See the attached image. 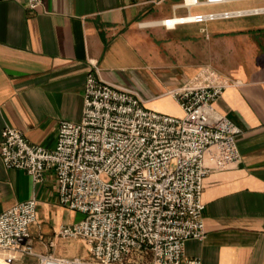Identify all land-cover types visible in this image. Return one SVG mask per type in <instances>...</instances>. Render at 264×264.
<instances>
[{
  "label": "crops",
  "instance_id": "0c3cea01",
  "mask_svg": "<svg viewBox=\"0 0 264 264\" xmlns=\"http://www.w3.org/2000/svg\"><path fill=\"white\" fill-rule=\"evenodd\" d=\"M185 1L43 0L30 10L25 0H0V141L10 127L29 143L54 149L59 122L82 117L90 61L104 83L129 91L148 110L175 117L183 113L169 92L208 65L240 82L215 108L240 129L241 160L217 170L213 150L207 152L206 235L188 240L184 255L202 264H264V0ZM210 14L216 17L162 25L173 17ZM31 198L37 201L30 228L35 254L89 259L74 240L55 237L83 216L59 204L53 172L35 183L0 159V214ZM19 256L9 263L37 262Z\"/></svg>",
  "mask_w": 264,
  "mask_h": 264
},
{
  "label": "built area",
  "instance_id": "2783aa9c",
  "mask_svg": "<svg viewBox=\"0 0 264 264\" xmlns=\"http://www.w3.org/2000/svg\"><path fill=\"white\" fill-rule=\"evenodd\" d=\"M25 2L36 10L43 0ZM185 4L197 5L198 0ZM215 17L191 16L170 25L171 18L162 25L169 29ZM89 66L82 117L77 123L59 122L55 148L31 144L20 131L6 127L0 159L6 169L21 170L35 183L53 172L59 204L83 216L61 226L55 237L83 241L90 257L35 254L30 241L37 220L34 198L0 214V253L34 256L36 264H130L134 253L149 256L145 264H202L185 257L184 245L206 235L202 194L210 173L204 163L207 152L213 150L217 170L241 160V131L215 108L226 89L240 82L202 66L169 92L183 113L175 117L146 109L129 91L101 81L96 62Z\"/></svg>",
  "mask_w": 264,
  "mask_h": 264
},
{
  "label": "rangeland",
  "instance_id": "374dc122",
  "mask_svg": "<svg viewBox=\"0 0 264 264\" xmlns=\"http://www.w3.org/2000/svg\"><path fill=\"white\" fill-rule=\"evenodd\" d=\"M73 242H75V243L79 244V246H81V250L84 251L86 254L85 257H90L89 248L81 240H74ZM0 255H2L4 257L11 256V258H19L20 257L19 254L16 252H3V253H0ZM25 257H31V256H25ZM11 258H9V259H11ZM128 261L130 264H145L149 261V256L144 255V254L134 253L133 255H131V257L129 258ZM0 264H10V263H9V261H2V262H0Z\"/></svg>",
  "mask_w": 264,
  "mask_h": 264
},
{
  "label": "bare ground",
  "instance_id": "6f19581e",
  "mask_svg": "<svg viewBox=\"0 0 264 264\" xmlns=\"http://www.w3.org/2000/svg\"><path fill=\"white\" fill-rule=\"evenodd\" d=\"M262 11V10H261ZM249 12H251V11H249ZM258 12V11H257ZM241 13V12H240ZM237 14H239V13H237ZM245 14V13H244ZM246 14H247V12H246ZM240 15V14H239ZM190 17V16H189ZM189 17H185V18H178V17H173L172 18V20L170 21V25H172V24H174V23H178V22H180V20L182 19V21L184 22L185 20H187V19H189ZM218 17V16H217ZM171 27V26H170ZM9 258H11V256H9V257H4V256H2V255H0V262H2V261H7Z\"/></svg>",
  "mask_w": 264,
  "mask_h": 264
}]
</instances>
